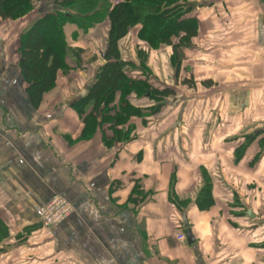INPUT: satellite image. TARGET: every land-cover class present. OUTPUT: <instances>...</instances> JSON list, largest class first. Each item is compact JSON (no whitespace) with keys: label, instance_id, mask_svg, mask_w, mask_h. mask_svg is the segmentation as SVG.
Returning a JSON list of instances; mask_svg holds the SVG:
<instances>
[{"label":"crops","instance_id":"1","mask_svg":"<svg viewBox=\"0 0 264 264\" xmlns=\"http://www.w3.org/2000/svg\"><path fill=\"white\" fill-rule=\"evenodd\" d=\"M188 1L177 77L170 45L147 48L138 27L121 42L134 61L147 50L152 87L175 91L159 113L132 115L123 141L108 125L82 138L74 106L104 63L106 18L63 26L77 59L66 53L37 107L19 40L52 1L0 21V264H264V0ZM54 195L72 213L44 228L35 210Z\"/></svg>","mask_w":264,"mask_h":264},{"label":"trees","instance_id":"2","mask_svg":"<svg viewBox=\"0 0 264 264\" xmlns=\"http://www.w3.org/2000/svg\"><path fill=\"white\" fill-rule=\"evenodd\" d=\"M34 1L0 0V21L23 17L33 9ZM51 1L53 7L38 16L22 32L19 40V67L27 84L29 100L37 107L43 93L54 85L56 72L64 66L66 53L76 55V50L65 42L63 26L74 23L87 28L106 18L109 27L105 49L108 48V51L104 63L98 66L85 96L76 101L74 106L83 122L82 138H91L103 125H108L113 133L111 141L127 139L132 130L128 124L129 118L132 115L151 116L159 113L166 99L175 95V91L170 87L157 89L146 79L130 77V72H147V50L139 47L136 50L137 61H134L126 57L127 51H124L121 42L131 27L139 25L137 36L147 48L160 44L171 46V61L177 77L180 70L181 31H185L186 37L194 33L192 19L181 21L187 0H120L114 5L108 0ZM84 1L94 4L90 3V12L86 14L73 9L74 3ZM87 19L92 20L86 22ZM130 94L138 97L148 95L153 104L148 108L133 106ZM199 195L209 196V187L202 188ZM172 201L175 203L174 198Z\"/></svg>","mask_w":264,"mask_h":264},{"label":"built area","instance_id":"3","mask_svg":"<svg viewBox=\"0 0 264 264\" xmlns=\"http://www.w3.org/2000/svg\"><path fill=\"white\" fill-rule=\"evenodd\" d=\"M35 213L41 226L50 228L66 219L72 213V206L65 198L54 195L37 207ZM183 238V234H178L177 239L182 240Z\"/></svg>","mask_w":264,"mask_h":264},{"label":"rangeland","instance_id":"4","mask_svg":"<svg viewBox=\"0 0 264 264\" xmlns=\"http://www.w3.org/2000/svg\"><path fill=\"white\" fill-rule=\"evenodd\" d=\"M91 3V2H90ZM89 2H87V1H84V2H77V3H74V6H73V9L74 10H81L83 13H88V12H90V10H91V4H93V3H91L90 4ZM94 5V4H93ZM93 5H92V7H93ZM92 19H87V21L86 22H90ZM102 21V20H101ZM101 21H97V22H94L93 24H95V23H100ZM137 27H138V29H139V25H136V26H133V27H131L130 28V30H129V33L130 32H132L131 33V35H134V32H136V30H137ZM103 28V25H101V26H99L98 27V29L99 30H101ZM138 32V31H137ZM129 33L125 36V37H127V36H129ZM127 40H129V38L127 39ZM125 41H126V39L124 38V40H123V43H125ZM130 43H128V47L130 46V44H131V41H129ZM124 54L126 55V52H124ZM106 56V55H105ZM126 57H128L127 55H126ZM104 59H105V57H104ZM147 67V66H146ZM139 73V72H138ZM146 73L147 72H145L144 74L143 73H139V76L142 78V79H146L147 80V75H146ZM135 79H138V78H135ZM140 104H142V102H140L138 105L140 106Z\"/></svg>","mask_w":264,"mask_h":264},{"label":"water","instance_id":"5","mask_svg":"<svg viewBox=\"0 0 264 264\" xmlns=\"http://www.w3.org/2000/svg\"><path fill=\"white\" fill-rule=\"evenodd\" d=\"M186 5L187 6H193V2L192 1H188L186 2ZM107 51H108V48H106L104 50V52L101 54V57L104 58L105 55L107 54ZM183 222H182V227H184L185 229L187 228V222H186V219L185 217L183 216ZM186 238L188 241H191V235H190V232L186 229Z\"/></svg>","mask_w":264,"mask_h":264}]
</instances>
